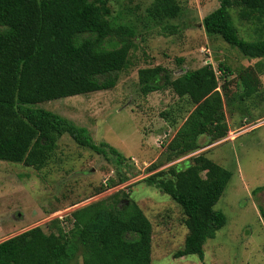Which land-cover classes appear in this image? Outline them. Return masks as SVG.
<instances>
[{
  "label": "trees",
  "instance_id": "1",
  "mask_svg": "<svg viewBox=\"0 0 264 264\" xmlns=\"http://www.w3.org/2000/svg\"><path fill=\"white\" fill-rule=\"evenodd\" d=\"M98 1L0 0V160L41 168L54 152L57 139L69 134L77 144L113 159L119 171L124 168L125 157L117 148L95 142L86 127L37 106L113 88L128 66L139 35L137 25L111 23L102 17L109 13L106 0ZM234 6L244 9L243 19L264 15V0H219L202 19L205 32L219 35L246 57H263L264 40L238 35L230 11ZM181 13L176 0H152L144 10L143 25ZM247 70L239 74L237 85H246V77L252 76L251 89L264 87L256 72ZM231 74L223 60L216 68L206 63L176 77L162 65L138 70L142 94L169 89L189 109L166 142V161L198 150L201 136L212 143L228 134L225 108L230 101L241 100L240 92L228 94L227 76ZM120 173L118 183L130 179L126 172ZM231 175L200 153L192 163L173 164L139 180L167 194L183 210L187 234L173 257L196 254L203 258L206 240L226 224L225 213L214 205ZM261 189L256 187L253 193ZM259 212L264 221V207ZM64 221L69 228L54 218L47 229L37 225L0 241V264H151L152 223L128 192L118 190L109 199L78 207Z\"/></svg>",
  "mask_w": 264,
  "mask_h": 264
},
{
  "label": "rangeland",
  "instance_id": "2",
  "mask_svg": "<svg viewBox=\"0 0 264 264\" xmlns=\"http://www.w3.org/2000/svg\"><path fill=\"white\" fill-rule=\"evenodd\" d=\"M151 1L106 0L109 13L103 18L113 24L133 22L139 32L129 64L113 88L37 105L86 127L95 142L117 148L125 157L121 171L130 179L118 183L121 171L114 160L77 144L69 134L57 139L41 168L0 160V241L37 225L47 229L54 218L62 219L67 229L64 218L72 210L123 190L152 223L151 264H264V221L259 212L264 207V87L251 89L252 76L246 77V85H237L239 74L247 69L264 83V56L246 57L219 35L205 32L202 19L219 0H176L182 7L178 17L144 26V10ZM230 11L241 38L264 40V15L243 19L244 9L234 6ZM220 60L232 72L227 76L228 94L241 93V100L225 108L228 134L212 143L201 136L198 150L166 161V142L189 109L169 89L142 94L138 70L162 65L176 77L206 63L216 68ZM223 82L221 77L219 83ZM200 153L232 173L214 205L225 213L226 224L206 240L202 259L196 254L175 258L173 252L187 234L183 210L167 194L139 180L173 164L192 163ZM108 183L114 185L107 187ZM256 187L263 189L253 193Z\"/></svg>",
  "mask_w": 264,
  "mask_h": 264
},
{
  "label": "water",
  "instance_id": "3",
  "mask_svg": "<svg viewBox=\"0 0 264 264\" xmlns=\"http://www.w3.org/2000/svg\"><path fill=\"white\" fill-rule=\"evenodd\" d=\"M218 59H219V58H218V57H216V58H215V61H217Z\"/></svg>",
  "mask_w": 264,
  "mask_h": 264
},
{
  "label": "built area",
  "instance_id": "4",
  "mask_svg": "<svg viewBox=\"0 0 264 264\" xmlns=\"http://www.w3.org/2000/svg\"><path fill=\"white\" fill-rule=\"evenodd\" d=\"M217 74H219L220 72L218 71V72H216Z\"/></svg>",
  "mask_w": 264,
  "mask_h": 264
},
{
  "label": "crops",
  "instance_id": "5",
  "mask_svg": "<svg viewBox=\"0 0 264 264\" xmlns=\"http://www.w3.org/2000/svg\"><path fill=\"white\" fill-rule=\"evenodd\" d=\"M264 84V83H263Z\"/></svg>",
  "mask_w": 264,
  "mask_h": 264
}]
</instances>
